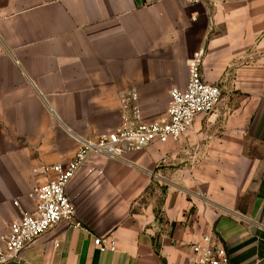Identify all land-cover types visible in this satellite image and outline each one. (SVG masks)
Returning <instances> with one entry per match:
<instances>
[{"label":"crops","instance_id":"obj_1","mask_svg":"<svg viewBox=\"0 0 264 264\" xmlns=\"http://www.w3.org/2000/svg\"><path fill=\"white\" fill-rule=\"evenodd\" d=\"M200 52L216 110L180 141L82 167L76 216L9 264H197L207 233L231 264H264V0H0V246L44 168L119 128L127 93L144 123L164 118Z\"/></svg>","mask_w":264,"mask_h":264},{"label":"built area","instance_id":"obj_2","mask_svg":"<svg viewBox=\"0 0 264 264\" xmlns=\"http://www.w3.org/2000/svg\"><path fill=\"white\" fill-rule=\"evenodd\" d=\"M195 5L202 0H183ZM203 52L189 63L190 78L184 89L174 87L167 115L159 121H142L135 92L122 96L124 107L121 125L114 131L100 133L91 139H78L73 158L67 163L44 168L53 174V179L37 191L38 204L34 213H23L14 223L0 246V264H9L18 259L19 253L61 222L71 221L76 216V207L67 193V185L76 173L96 157L119 159L125 151L140 150L154 143L180 141L201 115L212 114L222 102V91L216 84L205 80L202 72ZM202 197V196H201ZM99 237L96 246H102ZM112 243L110 248H114ZM197 264H231L224 246L214 233L204 234L201 242L192 246Z\"/></svg>","mask_w":264,"mask_h":264}]
</instances>
